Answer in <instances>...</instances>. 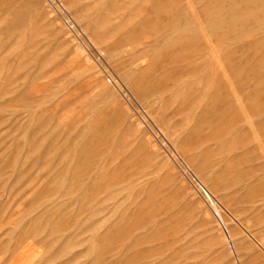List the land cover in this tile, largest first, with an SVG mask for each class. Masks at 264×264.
<instances>
[{
    "label": "rangeland",
    "instance_id": "obj_1",
    "mask_svg": "<svg viewBox=\"0 0 264 264\" xmlns=\"http://www.w3.org/2000/svg\"><path fill=\"white\" fill-rule=\"evenodd\" d=\"M0 264H264V0H0Z\"/></svg>",
    "mask_w": 264,
    "mask_h": 264
},
{
    "label": "bare ground",
    "instance_id": "obj_2",
    "mask_svg": "<svg viewBox=\"0 0 264 264\" xmlns=\"http://www.w3.org/2000/svg\"><path fill=\"white\" fill-rule=\"evenodd\" d=\"M217 213V212H216Z\"/></svg>",
    "mask_w": 264,
    "mask_h": 264
}]
</instances>
